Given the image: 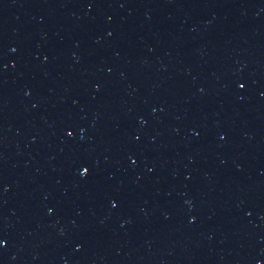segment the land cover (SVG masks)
Instances as JSON below:
<instances>
[{"label": "water", "instance_id": "1", "mask_svg": "<svg viewBox=\"0 0 264 264\" xmlns=\"http://www.w3.org/2000/svg\"><path fill=\"white\" fill-rule=\"evenodd\" d=\"M0 264H264V0H0Z\"/></svg>", "mask_w": 264, "mask_h": 264}]
</instances>
